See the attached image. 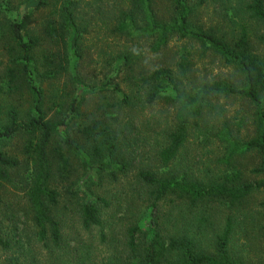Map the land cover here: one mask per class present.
I'll return each instance as SVG.
<instances>
[{
	"label": "trees",
	"instance_id": "1",
	"mask_svg": "<svg viewBox=\"0 0 264 264\" xmlns=\"http://www.w3.org/2000/svg\"><path fill=\"white\" fill-rule=\"evenodd\" d=\"M28 1L37 4L23 13L21 3L18 9L11 6L12 0L0 4V49L6 57L0 91L27 104L22 113L15 102L7 107L0 103V205L4 185L13 183L15 171L26 169L22 192L32 233L29 237L0 217L5 264H264L244 256L242 250L253 246L252 238L240 245L235 240L236 229L247 228V223L237 226L231 213L221 216L222 206L241 205L254 192L264 193V0H236L232 6L226 0L236 25L231 36L200 25L195 19L197 7L190 0H167L168 19L159 17L156 0L117 3L119 14L111 32L152 39L153 52H161L174 38L194 41L203 52L236 68L241 77L239 83L224 79L188 87L171 66L147 69L139 55L125 50L106 63L116 76L123 73L121 82L128 90L111 82L113 76L108 74L99 86L81 76L88 31L80 12L84 0ZM41 9L51 11L42 33L52 48L40 60L36 54L42 35L34 33L30 24ZM174 64L187 74V57ZM58 82H63L61 87ZM109 91L118 95L108 96ZM87 93H100L105 100L84 112ZM227 97L252 104L253 134L241 135L244 119L237 123L238 135L227 121L214 136L208 120L202 122L217 109L214 101ZM159 103L168 107L166 112L172 111L170 124L165 123V111L163 116L144 115ZM125 109L137 112L122 131L119 119ZM131 124L139 125L137 141H149L144 131L153 135L154 143L149 142L142 157L140 145L126 142L125 131ZM193 126L208 135L200 143L205 147L216 143L221 153L211 162L215 169L210 166L213 171L202 177L187 167L185 156ZM19 137L24 138L17 149L22 159L6 149ZM253 153L259 161L248 171L240 168L239 160ZM137 159L139 164L133 166ZM172 166L183 167L161 170ZM133 167L136 171L126 184ZM105 179L125 193L123 219L128 222L104 218L112 202L93 188L101 189ZM60 182L87 240L66 235ZM260 229L264 239V224Z\"/></svg>",
	"mask_w": 264,
	"mask_h": 264
},
{
	"label": "rangeland",
	"instance_id": "2",
	"mask_svg": "<svg viewBox=\"0 0 264 264\" xmlns=\"http://www.w3.org/2000/svg\"><path fill=\"white\" fill-rule=\"evenodd\" d=\"M3 0H0V4ZM124 0H84L83 5L80 7V12L82 16L85 17V22H88V31L86 33L84 43H83V59L80 66L81 76L86 80L87 83L98 85L100 81L105 78V74L110 75L111 82L114 84L120 83L123 73L116 74L111 67L107 66L106 60L112 59L121 52L128 50L134 52L136 55L141 57V63L147 69H153L158 66H171L175 72L176 76L180 78L182 84L188 87L195 86L204 81H213V80H224L228 79L232 83L240 82V74L236 68L232 66H226V64L221 61V59L213 55L212 53L203 52L201 46L191 40L178 39L174 38L169 44L162 49L161 52H153L152 39L142 38L134 39L132 36L127 34L113 33L110 31L111 27L113 28V23L116 21L115 18L118 16L119 12L117 3H124ZM193 7L196 8V17L195 19L201 25H205L206 28H218L220 33L226 34L228 36L234 35L236 25L233 20H231L232 11L228 10V6L225 4L226 0H190ZM21 3V13L30 9V7L35 6L37 3L35 1L28 0H12V7L18 9ZM126 3L124 6L127 7ZM156 10L160 18L168 19L170 17V5L167 0H156ZM4 5V4H2ZM237 5L236 0H231L229 6ZM15 10V9H14ZM51 13L50 9H41L38 10L35 15L31 18V28L34 33H41L42 39L41 43L37 48V56L41 60L43 55L46 54L52 48L51 42L47 39L43 32L45 21L47 20L48 15ZM3 21V20H2ZM118 24V21H117ZM0 49V73L3 64L6 62V57ZM187 57L189 61V66L187 65L186 72H183L179 69V66L176 63L181 59V57ZM175 57L176 61H172V58ZM39 65H42L40 62ZM107 80V79H106ZM63 82H58V86L61 87ZM44 86L47 91H50L51 85L48 82L44 83ZM122 87H125L128 90V86L122 84ZM112 91L106 92L108 96H117L118 94H112ZM100 95V96H99ZM87 99L86 104L83 106V111H91L97 107V103L104 101L105 98H102L100 93H87L85 94ZM15 102L17 106L21 107V112L27 108V104L23 101L18 102L15 98L4 97L3 93L0 91V103L7 107L10 103ZM217 109L207 115L206 119L202 121L203 123L208 120V130L214 134L218 131H221L223 128V123L225 121L232 124L233 130L239 134L237 129V123L240 119H244L242 124L241 135L253 134L254 133V115H253V106L250 102L236 98V97H227L220 98L219 101H214ZM51 105L48 104L49 109ZM89 108L90 110H87ZM168 107L163 108V104L154 106L152 109H147L144 115L148 112V115L157 113L158 116H161V111L166 115V124H170L172 121V111L166 112ZM152 110V111H151ZM137 112V110L130 112L129 109L124 110V117L119 119V124L123 126L122 131H124L125 125L128 124V120L131 118V114ZM50 113V117H51ZM164 115V116H165ZM163 116V115H162ZM129 125L128 129L125 131L127 143L140 145L141 149L144 151L141 154V157L149 151V142L153 140V135L144 133L148 136L149 141L146 143L142 139L137 141L139 132V125ZM141 126V125H140ZM144 128V127H143ZM208 135L206 131L201 129V127L193 126L190 130V139L191 144L189 145V150L185 154L186 159L188 158L187 167H190L194 174L204 176L207 173V170H212L210 166L215 169V162L218 157L221 156L220 150L215 143L214 147L207 146L200 143L204 139H207ZM24 138L19 137L10 142L9 146L6 149L10 150L14 155L21 157L18 153V147L23 143ZM259 161V158L255 153L250 156L239 160L240 168L248 171L249 168ZM180 163V162H178ZM177 163V164H178ZM139 164V159L134 162L133 166ZM176 164V163H175ZM173 164V165H175ZM183 167V166H181ZM181 167H168L161 169L162 171L173 172L175 170H180ZM136 171V167H133L129 177L124 179V183L127 184V181L133 178V174ZM213 171V170H212ZM14 172L13 183L4 185L2 189V199L4 203L0 205V217L6 221L10 227H20L25 233H29L31 237V222L26 214V200H24V194L22 192L23 187L25 186V180L28 174L26 169L21 168L20 171ZM80 172L76 173V177ZM76 180V178H74ZM134 181V180H133ZM64 184L58 183L59 190L62 192L61 197V208L66 212V216L63 217L65 221L64 230L71 237H78L80 239H85L89 237L87 232L81 229L79 222L75 219H78L74 213L72 205L69 203V198L67 193L63 188ZM117 184H111L109 180H104V186L101 189L93 188V191L96 194H101L106 198H110L112 204L105 211L104 218L108 221L109 219L115 218L116 222L123 220L125 210L127 209L128 199L125 196V193H121V186H116ZM17 187H21V193L17 190ZM108 198V199H109ZM264 199V193L261 191L254 192L250 197H248L243 204L235 205L229 208L230 204H226L225 207L222 206L221 216H225L226 213H231L234 216V223L242 225L243 222L247 223V228L241 230L236 229L235 231V240L238 241V244L243 243L244 241H253V246L248 249H243L244 256L250 259L253 262L264 260V239L262 238V229L261 226L264 224V207H262V201ZM21 205V210H20ZM67 205L69 207L66 210ZM124 224V223H120ZM122 226V225H120ZM118 225V228L120 227ZM99 228L94 230L95 235L98 234ZM240 251V250H239ZM240 251V252H242ZM247 255V256H246ZM5 258L3 252H0V264H5Z\"/></svg>",
	"mask_w": 264,
	"mask_h": 264
}]
</instances>
